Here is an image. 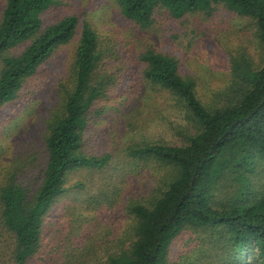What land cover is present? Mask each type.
Masks as SVG:
<instances>
[{
  "label": "trees",
  "instance_id": "1",
  "mask_svg": "<svg viewBox=\"0 0 264 264\" xmlns=\"http://www.w3.org/2000/svg\"><path fill=\"white\" fill-rule=\"evenodd\" d=\"M58 0H5L0 17V107L74 34L68 16L46 28L40 15ZM122 15L146 27L157 7L176 19L207 13L213 5L252 21L264 57V0H117ZM26 44L18 54L9 52ZM97 36L87 26L57 105L45 122L38 149L7 168L0 183V223L11 240V264H27L37 249L43 219L67 190L69 173L100 170L108 156L83 151L88 112L100 90L93 85ZM144 80L170 95L189 123L180 141L127 149L128 156L161 173L147 198L124 206L128 220L122 249L106 264H170L175 244L187 248L172 264H264V58L257 68L231 62V80L211 103L178 73L175 59L146 52ZM96 113V111H95ZM134 161V162H135Z\"/></svg>",
  "mask_w": 264,
  "mask_h": 264
},
{
  "label": "rangeland",
  "instance_id": "2",
  "mask_svg": "<svg viewBox=\"0 0 264 264\" xmlns=\"http://www.w3.org/2000/svg\"><path fill=\"white\" fill-rule=\"evenodd\" d=\"M4 3L0 0V17ZM68 16L78 19L71 39L54 49L16 97L0 107V183L10 164L23 162L38 149L45 122L57 105V90L70 85L67 76L84 26L97 36L99 60L92 85L101 94L88 112L83 151L109 158L100 170L68 174L67 191L44 217L39 244L27 264H106L110 254L122 249L128 222L125 204L131 198H147L155 178L162 175L131 159L127 149L180 141L189 128L170 95L144 80L141 57L146 52L175 59L178 73L194 81L207 104L230 82L233 60L244 59L257 68L264 58L252 21L223 5H213L209 14L179 19L157 7L150 24L142 27L122 15L117 0H58L41 13V27ZM184 242L175 244L177 254L168 258L170 264L189 249L182 247ZM11 246L0 223V264H11Z\"/></svg>",
  "mask_w": 264,
  "mask_h": 264
}]
</instances>
